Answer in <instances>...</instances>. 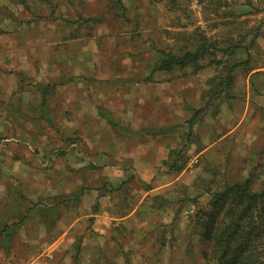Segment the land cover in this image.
I'll list each match as a JSON object with an SVG mask.
<instances>
[{"label": "rangeland", "instance_id": "rangeland-1", "mask_svg": "<svg viewBox=\"0 0 264 264\" xmlns=\"http://www.w3.org/2000/svg\"><path fill=\"white\" fill-rule=\"evenodd\" d=\"M122 2L0 0V228L28 200L64 202L32 212L0 264H205L194 216L207 190L260 161L264 76L247 70L264 69V0H229L238 17L217 29L195 0L179 11ZM197 32L246 46L258 36L218 69L156 70L159 51Z\"/></svg>", "mask_w": 264, "mask_h": 264}, {"label": "trees", "instance_id": "trees-1", "mask_svg": "<svg viewBox=\"0 0 264 264\" xmlns=\"http://www.w3.org/2000/svg\"><path fill=\"white\" fill-rule=\"evenodd\" d=\"M38 1L50 3V0ZM110 1L113 6L125 10L122 0ZM150 1L163 3L170 11H179L193 0ZM195 1L206 13L217 18L213 24L214 29L230 26L233 22L227 21L238 17L230 8L229 0ZM257 36L258 34L251 40L250 45L246 46V36H242L241 40L237 41L227 39L225 42H213L203 32H197L188 39L190 46H182L176 52L159 51L162 56L156 70L171 72L177 68H191L193 73L197 74L207 65H215L218 69L224 65L220 56H233L241 51L250 56V48L254 46ZM209 58V64H205ZM248 64L249 60L233 63L227 70L226 80L223 79L220 85L215 87L213 96H220L224 92V86L232 87L235 83L234 71ZM252 71L247 70V72ZM260 74L264 76V72ZM224 80L225 85L222 84ZM103 116L115 129L119 131L124 129L119 122L112 120L109 116L106 117L104 113ZM83 191L76 196V199L81 197ZM207 192L211 197L209 202L206 206L199 208L194 216V228L200 239L208 245L204 254L205 264H264V152L247 178L227 183L216 191L209 189ZM28 202L30 206L19 220L0 228V246L11 247L13 238L28 222L32 212L40 210L43 215H46L48 211L57 209L64 203L59 202L53 207H47L40 202L30 200ZM164 205L165 203H162V206Z\"/></svg>", "mask_w": 264, "mask_h": 264}, {"label": "crops", "instance_id": "crops-1", "mask_svg": "<svg viewBox=\"0 0 264 264\" xmlns=\"http://www.w3.org/2000/svg\"><path fill=\"white\" fill-rule=\"evenodd\" d=\"M261 72H264V69H261V70H255V71H252L249 75H248V80L250 81V79H252L253 78V76L254 75H257V76H260L261 74ZM261 77V76H260ZM260 79H262V78H260ZM262 81V80H261ZM104 200H106V199H104ZM102 209V208H101ZM105 213V212H104ZM95 217H103V215H101V214H99V215H95ZM129 218V219H128ZM128 220H126L125 221V223L128 221H130V216H128ZM110 219V222L109 223H111L112 224V219L113 218H109ZM98 223H99V221H98ZM98 223H97V225H98ZM95 231L97 232L98 230H97V228H96V226H95ZM110 230V229H109ZM105 231V230H104ZM106 232V231H105ZM98 233H103V232H98ZM11 264V263H10ZM12 264H20L19 262H15V263H12Z\"/></svg>", "mask_w": 264, "mask_h": 264}, {"label": "built area", "instance_id": "built-area-1", "mask_svg": "<svg viewBox=\"0 0 264 264\" xmlns=\"http://www.w3.org/2000/svg\"><path fill=\"white\" fill-rule=\"evenodd\" d=\"M33 264H42V263H39V262H38V263H33Z\"/></svg>", "mask_w": 264, "mask_h": 264}]
</instances>
